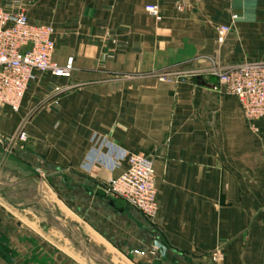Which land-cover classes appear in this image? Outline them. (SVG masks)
Segmentation results:
<instances>
[{
    "label": "crops",
    "instance_id": "0c3cea01",
    "mask_svg": "<svg viewBox=\"0 0 264 264\" xmlns=\"http://www.w3.org/2000/svg\"><path fill=\"white\" fill-rule=\"evenodd\" d=\"M21 3L53 27L54 61L74 68L35 72L19 111L0 106V264H264V118L213 89L217 71L264 63V0ZM95 133L152 159L154 222L101 195L126 163L83 171Z\"/></svg>",
    "mask_w": 264,
    "mask_h": 264
},
{
    "label": "built area",
    "instance_id": "2783aa9c",
    "mask_svg": "<svg viewBox=\"0 0 264 264\" xmlns=\"http://www.w3.org/2000/svg\"><path fill=\"white\" fill-rule=\"evenodd\" d=\"M13 1L16 4L13 11L0 8V106L19 111L35 72L70 78L74 59L69 58L65 66L56 63L53 59V27L31 24L21 0ZM182 9V6H178L179 11ZM146 11L160 19L157 5L146 6ZM233 19L236 20L237 16L234 15ZM228 31V27L219 29L221 41ZM216 73L218 84L214 90L236 98L246 120L255 122L264 118V63L234 65ZM19 141L26 142L25 133L19 136ZM90 142L92 148L82 167L83 171L89 173L95 165L115 171L126 163V170L107 183L103 190L111 197L126 201V204L154 222L160 207L152 159L118 148L97 133L91 136Z\"/></svg>",
    "mask_w": 264,
    "mask_h": 264
},
{
    "label": "rangeland",
    "instance_id": "374dc122",
    "mask_svg": "<svg viewBox=\"0 0 264 264\" xmlns=\"http://www.w3.org/2000/svg\"><path fill=\"white\" fill-rule=\"evenodd\" d=\"M36 174L38 175V179H37V182L38 183L37 184H38V186L40 188L39 189L40 190V196L43 197L44 200L50 201V202H47V205L46 204H44V205H46V206H49L50 205L48 207V210L51 207L52 208V211L55 213V216L56 215L59 216V213H60V203L57 200L56 196H54V194H53L54 192H52L51 191V188L49 187L48 173L45 172L44 170L38 169L36 171ZM31 191H33V190H31ZM33 195H36L37 199H40L39 196L37 195V192H36V194H33ZM48 203H49V205H48ZM56 204H59V205H56Z\"/></svg>",
    "mask_w": 264,
    "mask_h": 264
},
{
    "label": "water",
    "instance_id": "95a60500",
    "mask_svg": "<svg viewBox=\"0 0 264 264\" xmlns=\"http://www.w3.org/2000/svg\"><path fill=\"white\" fill-rule=\"evenodd\" d=\"M101 195L105 196L106 192L101 191ZM112 200V203L118 207V208H123L126 206V201L119 199V198H114V197H109ZM154 249L160 256H165L166 254V247L164 246L163 243H161L159 240L154 241Z\"/></svg>",
    "mask_w": 264,
    "mask_h": 264
}]
</instances>
